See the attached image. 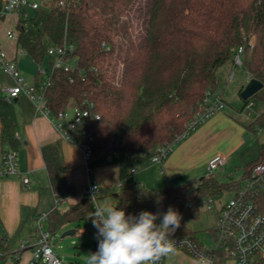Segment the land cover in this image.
<instances>
[{
	"label": "trees",
	"instance_id": "1",
	"mask_svg": "<svg viewBox=\"0 0 264 264\" xmlns=\"http://www.w3.org/2000/svg\"><path fill=\"white\" fill-rule=\"evenodd\" d=\"M65 1L63 9H41L19 23L16 45L38 66L47 63L48 44L73 46L77 67L72 72H52L45 91L46 105L54 116L69 106L91 105L90 112L99 116L84 127L92 138V158L139 156L181 142L183 139H176L185 132L204 94L216 91L217 70L231 65L240 46L249 79L262 84L258 93L243 101L242 109L253 99L262 107L247 129L254 133L264 127V0ZM0 123L3 152L15 151L19 144L14 138L13 103L7 104L3 96ZM41 155L49 188L57 196L61 174L58 153L54 147H45ZM262 158L264 144L259 146L258 158L244 167L242 178ZM239 184L206 175L156 191L141 183H122L109 191V196L127 214L166 212L172 207L181 217L187 211L195 219L209 201H219ZM253 202L264 216V189L256 192ZM93 212L90 199L64 212L53 210L48 214L47 229L52 236L66 225L92 221L89 216ZM181 236L194 237L183 218L171 238Z\"/></svg>",
	"mask_w": 264,
	"mask_h": 264
},
{
	"label": "built area",
	"instance_id": "2",
	"mask_svg": "<svg viewBox=\"0 0 264 264\" xmlns=\"http://www.w3.org/2000/svg\"><path fill=\"white\" fill-rule=\"evenodd\" d=\"M51 6L63 9L66 1L56 0L52 4L51 0H0V24L8 18L14 19V29L4 32L5 39L16 42L19 36V23H25L36 11L49 10ZM249 47L252 48L251 43ZM72 53L73 46L67 43L60 46L49 44L45 50L46 65L44 67L39 65L35 75L36 81L27 84L19 72L16 61L8 58L0 42V70L13 81L12 86L4 89L3 97L7 104H11L19 95L27 96L34 105L35 113L46 118L64 141L81 151L86 168L87 162L92 158L90 147L92 138L84 127L89 121L98 120L99 116L90 112L91 105L86 108L72 106L54 116L49 112L45 99V91L55 69H62L65 72L76 69L77 59ZM243 53L242 46L235 49L231 66L243 67ZM25 54L23 49L17 47L18 57ZM232 76L231 73L227 81H230ZM225 105L220 94L216 91H207L198 104L197 112L187 123L185 132L176 141L185 139L191 130L205 123L212 115L221 112ZM247 106L250 107L252 104L249 103ZM172 146L173 143L157 148L152 163L160 165ZM226 164L224 157L218 155L212 157L206 164V175H211ZM87 176V186L82 190L81 195L83 199L91 200L94 209L97 204L95 196L99 188L90 178L88 169ZM13 177L20 178L22 185L29 187V180L21 176L17 169L16 152L7 150L2 152L0 178ZM261 189H264V158L251 168L243 178V183L232 192L233 196L228 202L219 205L215 211L218 226L211 233L213 248H205L194 237L181 236L172 238L176 243V252H184L194 260H198L201 256L208 257L212 264H264V216L257 211L253 202L256 192ZM54 198L55 205L58 206L61 200L56 195ZM215 203L209 201L205 207L210 209ZM47 220L48 214H38L34 219L35 243L31 246L27 241H23L18 246L19 250L30 246V264H62L51 245V235L46 227ZM164 260L165 257L159 261V264H164Z\"/></svg>",
	"mask_w": 264,
	"mask_h": 264
},
{
	"label": "crops",
	"instance_id": "3",
	"mask_svg": "<svg viewBox=\"0 0 264 264\" xmlns=\"http://www.w3.org/2000/svg\"><path fill=\"white\" fill-rule=\"evenodd\" d=\"M12 29H14L13 18H8L0 24V42L8 58L14 59L18 66L20 59L29 56L25 54L18 57L16 42L5 39L4 32ZM3 74L0 70V97L3 96L4 89L13 85L12 80L11 83L6 82V75ZM35 77L34 75L33 83ZM248 80L247 75V79L240 83L239 90L244 88ZM250 104L252 106H246L245 109L254 106L252 102ZM13 110L16 121L14 138L19 144L15 150L17 169L21 176L29 180V187L23 186L20 178H0V264H30V246L24 250H19L18 246L23 241H27L31 246L35 243L33 225L35 217L41 213L49 214L53 210L64 212L83 200L81 192L87 186V169L90 178L99 188L96 195L111 199L109 191L116 189L122 183H141L147 190L156 191L166 185H180L176 183H181L180 181L185 179H189L187 182L199 179L206 176L205 169L209 159L219 155L215 148L214 152L210 153L212 151L208 150V145L204 141L203 136L218 126L216 122L209 121L203 123L193 135L183 139L179 148L167 154L160 165L152 163L157 152V149H153L131 157L103 155L95 160L104 158L108 166H102L101 163L90 166L88 161L86 169L81 151L64 141L46 118L35 113L34 105L27 96L19 95L13 101ZM45 147H54L58 153L61 174L58 177L57 196L61 200L59 205L65 206L61 210H58L59 205L52 207L45 205L49 198H52L55 204V194L49 188L41 155ZM2 152L0 138V171ZM144 154L151 156L144 157ZM111 203L114 204L112 199ZM72 226L66 225L67 228ZM193 262L194 260L184 252L170 254L164 260V264H193Z\"/></svg>",
	"mask_w": 264,
	"mask_h": 264
},
{
	"label": "rangeland",
	"instance_id": "4",
	"mask_svg": "<svg viewBox=\"0 0 264 264\" xmlns=\"http://www.w3.org/2000/svg\"><path fill=\"white\" fill-rule=\"evenodd\" d=\"M253 41L254 38H250L249 44L251 43L252 46ZM18 62V69L24 81L27 84H32L34 80L33 77L36 75L39 66L27 57L20 59ZM41 66L44 67L45 63ZM231 73L233 74L232 80L225 82ZM3 75L5 76L6 74ZM216 75L219 82L216 91L218 94L222 95L227 105H225V108L221 112L212 115L205 121V123L214 121L218 126L213 129V131H208L203 137L205 138V143L208 145V150L212 151L210 153H213L215 148L218 150V156L224 157L227 164L225 167L211 173V175L220 182L233 180L237 183H243L242 176L244 167L258 158L259 146L264 144V127L254 133L247 129V126L254 122L256 117L262 112V107L253 99L251 101L254 104L252 108L242 109L243 101L238 91L240 83L247 79L244 67L239 68L226 64L219 68ZM5 79L6 82L11 83V79L7 75ZM70 105H72V103ZM68 108H72V106ZM201 126L202 125H199L191 130L185 139L193 135ZM182 142L183 140L180 143L174 144L168 152V155L173 150L179 148L178 146L181 145ZM150 156V154H144V157L149 158ZM144 160L146 161L145 158ZM95 161L94 158H91L89 160V165L92 166L101 163L102 166H108V162L104 158ZM188 180L189 179H185L180 181L181 183L176 184H186ZM232 196V192H225L221 199L216 201L213 207L210 209L203 207L200 215L195 219H192L187 211L184 212L182 218L186 228L205 248H213L214 246L211 233L218 226L215 211L219 208V205L228 202ZM95 197L97 203H101L105 199L111 202L109 197L103 195H96ZM45 205L48 207H52V205L55 206L54 202H52V198H49ZM64 207L65 206L59 205L58 210ZM46 227H48V223H46ZM66 228L65 226L58 229L51 236L50 242L53 249L57 253L62 264H87V255L96 252L98 248L97 229L93 227L92 221L81 222L79 225ZM71 230L74 231L73 235L61 237L63 233Z\"/></svg>",
	"mask_w": 264,
	"mask_h": 264
},
{
	"label": "clouds",
	"instance_id": "5",
	"mask_svg": "<svg viewBox=\"0 0 264 264\" xmlns=\"http://www.w3.org/2000/svg\"><path fill=\"white\" fill-rule=\"evenodd\" d=\"M89 218L97 229L98 248L87 255V264H159L162 258L176 253L171 237L182 217L172 207L166 212L142 210L132 215L105 199L95 205ZM193 264L212 261L201 256Z\"/></svg>",
	"mask_w": 264,
	"mask_h": 264
},
{
	"label": "water",
	"instance_id": "6",
	"mask_svg": "<svg viewBox=\"0 0 264 264\" xmlns=\"http://www.w3.org/2000/svg\"><path fill=\"white\" fill-rule=\"evenodd\" d=\"M261 89H262V84L259 81L255 79H249L246 85L244 86V88L240 91L239 96L242 99V101H247L250 98H252L256 93H258ZM73 234L74 231L71 230L63 233L61 237H65Z\"/></svg>",
	"mask_w": 264,
	"mask_h": 264
}]
</instances>
